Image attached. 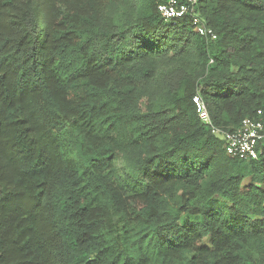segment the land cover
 <instances>
[{
	"label": "trees",
	"instance_id": "obj_1",
	"mask_svg": "<svg viewBox=\"0 0 264 264\" xmlns=\"http://www.w3.org/2000/svg\"><path fill=\"white\" fill-rule=\"evenodd\" d=\"M0 0V264H264V0ZM257 111L261 114L257 115Z\"/></svg>",
	"mask_w": 264,
	"mask_h": 264
},
{
	"label": "built area",
	"instance_id": "obj_2",
	"mask_svg": "<svg viewBox=\"0 0 264 264\" xmlns=\"http://www.w3.org/2000/svg\"><path fill=\"white\" fill-rule=\"evenodd\" d=\"M198 0H154L156 9L165 22L176 23L189 16L192 28L198 34L209 39H215V33L207 27L195 12ZM200 121L211 127L213 134L224 140V149L228 156L243 160H257L260 150L257 148L264 139V119L261 117H246L241 125L231 131H222L212 125L208 110L202 98L195 95L192 98ZM261 112L257 111V115Z\"/></svg>",
	"mask_w": 264,
	"mask_h": 264
}]
</instances>
